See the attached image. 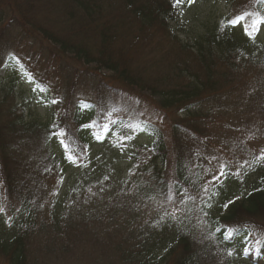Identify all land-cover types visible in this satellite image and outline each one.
I'll list each match as a JSON object with an SVG mask.
<instances>
[{"label":"trees","instance_id":"1","mask_svg":"<svg viewBox=\"0 0 264 264\" xmlns=\"http://www.w3.org/2000/svg\"><path fill=\"white\" fill-rule=\"evenodd\" d=\"M232 1L185 40L186 0H0V66L31 83L0 77V264H51L106 213L121 264H264V0Z\"/></svg>","mask_w":264,"mask_h":264},{"label":"rangeland","instance_id":"2","mask_svg":"<svg viewBox=\"0 0 264 264\" xmlns=\"http://www.w3.org/2000/svg\"><path fill=\"white\" fill-rule=\"evenodd\" d=\"M248 7L249 3L247 1L234 3L232 0H194L193 3L180 7L179 13L172 25L180 33L182 39L190 40L213 26L224 16L229 14L235 15L238 12L241 13L242 10ZM235 19V16L231 18V20ZM256 26L255 29H252V32L259 33L261 37L263 35L262 29L264 28H260L258 25ZM258 30L260 31L258 32ZM158 36H160V33ZM90 66L96 67L95 64ZM102 74L106 76L112 75L110 71H102ZM13 75L19 81L18 90L12 96L16 101H19L26 96V92L27 95L29 94L28 91L31 87L29 78L24 76L23 69L19 64L15 65L14 70L0 66V77L2 78V82L6 83L5 85L10 86ZM239 78L243 79V73L239 75ZM30 103L31 114L42 118L47 117L51 112L49 108L41 103H35L33 101ZM252 123H254V120H252ZM251 139L258 143L262 141V139L260 140L259 134H253ZM114 147L115 144L112 141H107L103 144H94L91 147L90 153L91 155H96L104 151L113 152ZM70 173L71 170H68L66 176L70 175ZM242 199V197H237L235 201H241ZM111 223V215L109 213L89 221L86 225L85 240L81 245L77 246L79 249L74 248L69 253L49 256L51 264H121V260L116 254V246L128 232H124L118 227L114 228ZM106 232H109V234L105 235L104 233ZM258 259L260 263H263L264 252L258 256Z\"/></svg>","mask_w":264,"mask_h":264},{"label":"snow or ice","instance_id":"3","mask_svg":"<svg viewBox=\"0 0 264 264\" xmlns=\"http://www.w3.org/2000/svg\"><path fill=\"white\" fill-rule=\"evenodd\" d=\"M186 2L189 3V4H191V3L194 2V0H186ZM184 3H185V0H174V4H173V6H174V7H178V6H180V5L184 4ZM242 19H243V17L241 16V17H239V18H237V19H235V20H230L229 23H230V24H237V23H239L240 20H242ZM261 23H264V18H258V19L255 21V24L252 26L253 29L256 28V25H259V24H261ZM229 254H231V253H229Z\"/></svg>","mask_w":264,"mask_h":264}]
</instances>
